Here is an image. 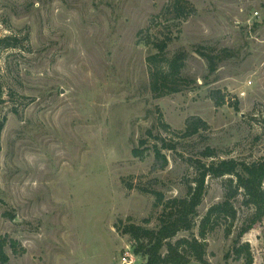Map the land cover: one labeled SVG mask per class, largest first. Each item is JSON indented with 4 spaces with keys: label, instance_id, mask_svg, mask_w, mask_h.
<instances>
[{
    "label": "rangeland",
    "instance_id": "rangeland-1",
    "mask_svg": "<svg viewBox=\"0 0 264 264\" xmlns=\"http://www.w3.org/2000/svg\"><path fill=\"white\" fill-rule=\"evenodd\" d=\"M188 1L191 15L166 21L169 0H0V236L17 242L7 264H123L126 254L145 264L115 223L156 228L154 191L185 196L192 160H211L206 147L216 158L264 156V0ZM146 34L171 36L167 56L186 52L177 91H151ZM197 49L215 57L214 71ZM189 116L208 128L184 136ZM223 182L206 178L197 223ZM233 204L231 233L221 219L206 236L205 264H247L234 251L246 243L251 264H264V217L239 238L252 208L241 195ZM193 235L197 226L172 241Z\"/></svg>",
    "mask_w": 264,
    "mask_h": 264
},
{
    "label": "trees",
    "instance_id": "trees-1",
    "mask_svg": "<svg viewBox=\"0 0 264 264\" xmlns=\"http://www.w3.org/2000/svg\"><path fill=\"white\" fill-rule=\"evenodd\" d=\"M193 12L194 6L188 0H169V4L165 6L163 12L164 20H184ZM149 34H146L144 42L155 49L153 54L146 57L151 91L156 95L175 92L178 90L176 83L179 80L184 82L181 72L187 54L185 51H178L167 56L166 48L172 40L171 36L166 34L164 37L151 38ZM196 51L207 59L210 72L217 68L214 56L205 54L198 49ZM210 97L217 106L225 103V95L221 94L219 90H212ZM3 126L4 118L0 116V136ZM164 127L169 129L167 124ZM207 128L208 123L201 117L189 116L185 120L183 135L192 136ZM141 143H143L142 140ZM164 147L174 148L170 144H164ZM153 150L155 161L160 164V167H164L167 160L161 153L160 147L155 144ZM144 153L145 151L139 148L132 149L134 156L143 157ZM202 154L211 160L207 162L199 158L192 160L191 166L194 169V174L187 185L185 196L165 197L163 192L154 191V205L160 208L156 228H146L132 222H127L121 227L120 220L115 223V227L120 233L129 235L134 243V252L146 257L145 264H188L191 259L203 264L207 263L205 259L206 236L221 226V219L228 221V225L224 228L225 233L227 235L231 233L237 219V208L233 204V199L238 195L242 196L245 205L252 208L250 223L238 233L239 238L247 229L260 222L264 217V156L251 162L239 161L235 158H216V151L210 147H206ZM208 176L224 178L225 194L220 202L207 208L197 223L195 218L206 190ZM195 226L198 228V236L180 237L172 241L179 232L191 231ZM7 244L16 249L17 242L15 240L9 239L7 236H0V264L9 262V256L5 249ZM234 251L236 258L243 256L247 264L252 263L248 243L236 246Z\"/></svg>",
    "mask_w": 264,
    "mask_h": 264
},
{
    "label": "built area",
    "instance_id": "built-area-1",
    "mask_svg": "<svg viewBox=\"0 0 264 264\" xmlns=\"http://www.w3.org/2000/svg\"><path fill=\"white\" fill-rule=\"evenodd\" d=\"M254 13H255V15H258V12L255 11ZM127 258H128V256H127V254H126V255L123 257V260H122V261H123V264H130V262L127 261Z\"/></svg>",
    "mask_w": 264,
    "mask_h": 264
}]
</instances>
